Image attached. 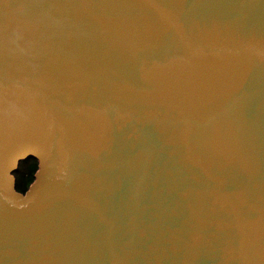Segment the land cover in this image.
<instances>
[{"label": "water", "instance_id": "1", "mask_svg": "<svg viewBox=\"0 0 264 264\" xmlns=\"http://www.w3.org/2000/svg\"><path fill=\"white\" fill-rule=\"evenodd\" d=\"M0 264H264V0H0Z\"/></svg>", "mask_w": 264, "mask_h": 264}, {"label": "trees", "instance_id": "2", "mask_svg": "<svg viewBox=\"0 0 264 264\" xmlns=\"http://www.w3.org/2000/svg\"><path fill=\"white\" fill-rule=\"evenodd\" d=\"M37 170V162L33 158H28L21 161L17 170L13 173L16 179V190L24 193L34 179V174Z\"/></svg>", "mask_w": 264, "mask_h": 264}]
</instances>
